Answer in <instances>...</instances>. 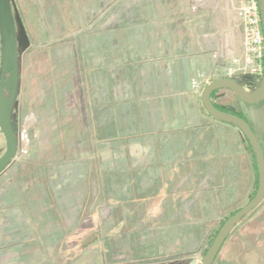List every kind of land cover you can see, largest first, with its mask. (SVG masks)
<instances>
[{
  "label": "rangeland",
  "instance_id": "1",
  "mask_svg": "<svg viewBox=\"0 0 264 264\" xmlns=\"http://www.w3.org/2000/svg\"><path fill=\"white\" fill-rule=\"evenodd\" d=\"M8 3L17 54L3 69L0 29V80L6 74L13 93L17 153L0 174V264H200L259 186L246 137L200 101L219 78L248 91L262 82L242 68L238 0ZM175 26L201 36L230 30L222 64L191 80L199 89L173 73ZM214 100L246 117L264 149V102L227 91ZM5 147L0 129V158ZM189 150L199 164L180 163ZM213 264H264V200Z\"/></svg>",
  "mask_w": 264,
  "mask_h": 264
},
{
  "label": "water",
  "instance_id": "2",
  "mask_svg": "<svg viewBox=\"0 0 264 264\" xmlns=\"http://www.w3.org/2000/svg\"><path fill=\"white\" fill-rule=\"evenodd\" d=\"M260 6L264 12V0H260ZM264 19V18H263ZM0 25L2 30L3 37V59L4 64L7 65L3 69H7L8 71L14 69L16 54H17V40L15 34V24L12 16L11 8L8 3V0H0ZM260 86L253 90L248 91L245 87L241 86L239 82L236 80L224 77L213 80L206 86L201 94L202 104L207 112L212 118L230 124L232 126L237 127L243 135L246 137L245 139L251 145L252 152L256 158V165L258 167V175H259V186L256 195L253 199L245 204L240 210H238L232 217L228 218L226 222L223 224L219 232H217V236L215 237L212 245L208 249L207 253L201 259L200 264H213L215 258H217L222 245L225 243L227 238L229 237L231 231L235 228V226L251 211H253L262 201L264 200V149L258 135L250 125V123L234 114L224 113L219 110L212 102L211 95L214 91L217 90H230L234 94L238 96L241 101L249 105H255L264 101V76L262 79ZM4 91V88L1 84L0 87V129L3 132V135L6 138V151L4 155L0 158V174L13 162L16 153H17V141L15 137L14 130L12 128V92H10V97H7ZM191 264H196V261L193 260Z\"/></svg>",
  "mask_w": 264,
  "mask_h": 264
},
{
  "label": "crops",
  "instance_id": "3",
  "mask_svg": "<svg viewBox=\"0 0 264 264\" xmlns=\"http://www.w3.org/2000/svg\"><path fill=\"white\" fill-rule=\"evenodd\" d=\"M233 19L237 20L236 14L235 16L233 15ZM179 30L180 28H178V26H175L172 34L174 40L176 41L173 48V62H175V65L173 66V73H175V75L178 73H182V78L189 80V83H187L188 88L193 89L191 85V80L193 78L198 76V74L200 73L207 72L208 70H210V72H212L213 74V72L217 70L218 67L222 64L218 57H216V55L223 51L225 43L227 42V37L230 39L229 34H227L230 30L227 31V29H224L221 26L215 33L218 34L219 37L215 36L214 34L208 33H203V36H201L198 34V32L191 31L189 33H184L180 32ZM180 84L181 82L179 83L178 79H176L174 86L179 87ZM191 151L192 150H189L188 153L183 154V158L180 160V163L183 162V165H187V167L194 164H199L200 161V159H196V157L192 156ZM202 244L203 241L200 240V245ZM176 263L189 264L190 260L183 261L182 259L181 261H177L176 259H169L163 262V264Z\"/></svg>",
  "mask_w": 264,
  "mask_h": 264
},
{
  "label": "built area",
  "instance_id": "4",
  "mask_svg": "<svg viewBox=\"0 0 264 264\" xmlns=\"http://www.w3.org/2000/svg\"><path fill=\"white\" fill-rule=\"evenodd\" d=\"M260 0H238L236 8L237 19L243 25V70L255 76H264V12ZM198 80H193L192 88L199 89ZM27 130L19 133L18 141L26 142ZM23 149L22 153H27Z\"/></svg>",
  "mask_w": 264,
  "mask_h": 264
},
{
  "label": "trees",
  "instance_id": "5",
  "mask_svg": "<svg viewBox=\"0 0 264 264\" xmlns=\"http://www.w3.org/2000/svg\"><path fill=\"white\" fill-rule=\"evenodd\" d=\"M224 91H227L228 93H230L231 95H233L238 101H240L241 99H239L238 98V96L236 95V94H234L232 91H230V90H226V89H222V90H217V91H214L213 93H212V95H211V100H212V102H213V104L219 109V110H221V111H223L224 113H231V114H234V115H236V116H239V117H241V118H243V119H245V120H247L249 123H250V125L252 126V124H251V122L246 118V117H244L241 113H239L238 111H236V110H234L232 107H231V104L230 103H228V104H224V105H221V104H219L216 100H214L215 99V96H216V94L218 93V92H224ZM264 102V101H263ZM262 103V102H261ZM246 104V103H245ZM246 105H249V104H246ZM252 128H253V126H252ZM254 129V128H253ZM255 131V130H254ZM247 140V139H246ZM247 142H248V140H247ZM249 143V142H248ZM249 146L251 147V145H250V143H249ZM254 154V153H253ZM254 157H255V155H254ZM257 175H258V173H257ZM253 199V198H252ZM251 199V200H252ZM250 200V201H251ZM241 208H239L238 210H240ZM237 210V211H238ZM236 211V212H237ZM236 212H234L232 215H234ZM230 217H232V216H230ZM230 217H228V218H230ZM227 218V219H228ZM226 219V220H227ZM226 222V221H225ZM224 222V223H225ZM223 223V224H224ZM223 226V225H222ZM221 226V227H222ZM221 229V228H220ZM219 229V230H220ZM219 230L217 231V232H219ZM217 232H215V236H214V239H215V237L217 236ZM214 239H213V241H214ZM213 243V242H212Z\"/></svg>",
  "mask_w": 264,
  "mask_h": 264
},
{
  "label": "flooded vegetation",
  "instance_id": "6",
  "mask_svg": "<svg viewBox=\"0 0 264 264\" xmlns=\"http://www.w3.org/2000/svg\"><path fill=\"white\" fill-rule=\"evenodd\" d=\"M8 81V79L6 78V74L4 75H2V79L0 80V83L2 84V86H3V88H4V91H5V94L4 95H6V96H8L6 93L8 92H10V89L8 88V86H7V82ZM1 84H0V87H1Z\"/></svg>",
  "mask_w": 264,
  "mask_h": 264
}]
</instances>
